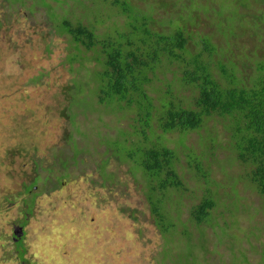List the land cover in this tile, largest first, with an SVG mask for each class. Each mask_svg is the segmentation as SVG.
I'll return each mask as SVG.
<instances>
[{
  "label": "rangeland",
  "instance_id": "374dc122",
  "mask_svg": "<svg viewBox=\"0 0 264 264\" xmlns=\"http://www.w3.org/2000/svg\"><path fill=\"white\" fill-rule=\"evenodd\" d=\"M19 3L27 10L16 4L10 10L0 0V264H264V224L253 228V220L239 218L242 211L250 218V200L260 199L245 182L246 166L236 152L220 147L231 139L230 119L214 114L187 135L158 129L154 140L166 137L163 142L178 149L189 187L183 199L172 190V201L161 203L165 224L174 222L167 236L176 243H166L145 178L112 151L123 149L133 121L108 104L92 109L85 100L92 91L74 84L87 68L70 61L73 45L50 25L55 12L68 14L83 0ZM89 55L85 66L93 64ZM166 75L173 79L172 72ZM166 84L156 81L163 89ZM213 135L218 142L212 143ZM71 136L76 140L70 144ZM182 138L198 153L215 146L223 158L210 169L222 184L220 203L202 226L184 221L191 204L203 198L207 179L186 163ZM236 180L239 194L232 189Z\"/></svg>",
  "mask_w": 264,
  "mask_h": 264
},
{
  "label": "trees",
  "instance_id": "16d2710c",
  "mask_svg": "<svg viewBox=\"0 0 264 264\" xmlns=\"http://www.w3.org/2000/svg\"><path fill=\"white\" fill-rule=\"evenodd\" d=\"M5 1L10 10L14 4L25 9L19 0ZM48 4L51 10L53 3ZM85 5L93 15L87 14ZM52 19L50 25L67 36L76 51L70 61L81 60L87 68L86 80L74 82L76 88L83 85L92 91L86 102L92 109L108 104L133 121L128 126L134 131L125 129L130 135L122 142L123 149L112 151L131 160L134 172L145 178L152 216L166 243L174 244L176 238L167 236L174 222L165 224L161 203L172 201V190L182 198L189 187L180 171L178 149L164 143L166 137L161 141L155 136L158 129L187 135L214 114L230 119L231 139L220 147L236 152L246 166L245 182L260 199L259 204L250 200V218L243 211L236 210L237 215L253 220V228L264 224V216L258 218L264 210V0H83L68 14L55 12ZM87 53L92 54L87 57L91 66L84 64ZM163 79L165 89L156 86ZM79 99L76 102H82ZM210 140L218 142L214 135ZM180 146L186 163L207 179L203 198L191 204L189 219L184 220L202 226L211 222L220 203L222 184L212 178L210 169L223 158L215 146L198 153L185 145V138ZM237 181L232 187L235 194ZM213 191L218 194L210 195ZM205 227L207 233L212 229Z\"/></svg>",
  "mask_w": 264,
  "mask_h": 264
}]
</instances>
